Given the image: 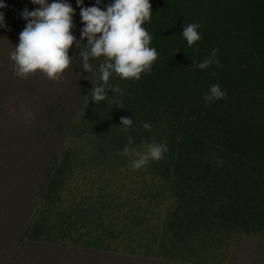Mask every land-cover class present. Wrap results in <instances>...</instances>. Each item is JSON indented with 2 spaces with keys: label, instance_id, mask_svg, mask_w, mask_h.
<instances>
[{
  "label": "trees",
  "instance_id": "16d2710c",
  "mask_svg": "<svg viewBox=\"0 0 264 264\" xmlns=\"http://www.w3.org/2000/svg\"><path fill=\"white\" fill-rule=\"evenodd\" d=\"M72 30L77 40L80 8ZM111 0H103V9ZM95 0H84L92 6ZM143 27L158 53L139 80L113 74L91 102L103 57L79 49L51 80L15 74L11 52L30 0L0 9V264H231L264 249V0H150ZM200 25L188 46L183 26ZM84 42H87L85 38ZM83 47L81 42L78 46ZM218 49L208 68H195ZM213 84L226 98L206 103ZM60 89L53 90L54 87ZM27 93V129L10 99ZM41 100V106L35 103ZM118 101V104H117ZM45 102V104H44ZM132 118L126 130L121 118ZM147 122L151 129H145ZM167 145L132 168L125 145Z\"/></svg>",
  "mask_w": 264,
  "mask_h": 264
},
{
  "label": "clouds",
  "instance_id": "9594fccd",
  "mask_svg": "<svg viewBox=\"0 0 264 264\" xmlns=\"http://www.w3.org/2000/svg\"><path fill=\"white\" fill-rule=\"evenodd\" d=\"M32 4L39 5L34 10L25 8L21 18L26 21V26L19 33V42L15 45L10 54L14 61L15 74L20 78H27L28 75L37 70L55 80L69 67L71 57L68 52L75 42L79 49L81 66L85 72L92 71L91 59L103 57L98 66L99 83H93L91 89V102L105 101L108 95L106 89L113 93H120L121 89L109 84L110 77L116 74L120 79L141 78V73L151 70L153 62L157 59L158 53L154 47H150L151 35L144 25L150 21L152 6L150 0H111L105 4L103 0H95L92 6H84V0H76L80 8V18L83 27L80 28V38L77 40L73 34L76 25L73 23L75 9L69 0H30ZM4 0H0V9L4 8ZM0 27H7L4 20V13L0 12ZM198 23H189L183 26L182 37L188 46H192L201 39L198 32ZM87 38V42L84 40ZM83 47L79 48L80 43ZM218 49H213L211 55L202 62L193 61L195 68L204 70L215 60ZM226 91L218 84H213L203 95L206 103L226 98ZM118 104V101H117ZM26 113V118L30 117ZM126 130L132 125V118L122 117L121 124ZM145 129L150 130L151 125L143 124ZM125 145L121 155L132 157V168L140 169L149 161L160 160L167 152V145L152 141L147 144L143 152Z\"/></svg>",
  "mask_w": 264,
  "mask_h": 264
},
{
  "label": "rangeland",
  "instance_id": "374dc122",
  "mask_svg": "<svg viewBox=\"0 0 264 264\" xmlns=\"http://www.w3.org/2000/svg\"><path fill=\"white\" fill-rule=\"evenodd\" d=\"M60 89V87H54L53 90ZM28 98L27 93H23L22 95L16 97V99H10L8 102V107L12 115L18 117L19 123L23 125L24 129H27L35 120V116L33 115L30 107L28 106ZM38 103L41 106V100L35 98V103ZM36 103V104H37ZM45 104V102H44ZM30 112L32 115L26 118V113ZM28 130V129H27ZM263 251V258L260 255L251 256L249 254L239 255L238 258L232 262L231 264H264V249Z\"/></svg>",
  "mask_w": 264,
  "mask_h": 264
}]
</instances>
